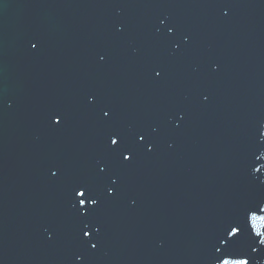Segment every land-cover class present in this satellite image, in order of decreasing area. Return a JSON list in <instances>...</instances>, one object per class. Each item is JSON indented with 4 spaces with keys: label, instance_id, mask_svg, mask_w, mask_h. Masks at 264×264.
<instances>
[{
    "label": "water",
    "instance_id": "95a60500",
    "mask_svg": "<svg viewBox=\"0 0 264 264\" xmlns=\"http://www.w3.org/2000/svg\"><path fill=\"white\" fill-rule=\"evenodd\" d=\"M259 209L264 0H0V264H264Z\"/></svg>",
    "mask_w": 264,
    "mask_h": 264
},
{
    "label": "snow or ice",
    "instance_id": "6c2138e0",
    "mask_svg": "<svg viewBox=\"0 0 264 264\" xmlns=\"http://www.w3.org/2000/svg\"><path fill=\"white\" fill-rule=\"evenodd\" d=\"M33 47H35V45H33ZM105 115H107V113H105ZM56 122L59 123V117H57ZM140 140H144V137H143L142 135L140 136ZM121 144H122V142H121ZM121 144L118 145V144H117V139H116L114 136L111 137V145L116 146L113 150H114V151H119L120 154L122 153V154H123V159H124V160H129V159H130V156H128V155H124V152L127 151V149H122ZM76 194H77L79 197H84V196H85V192H83V191H79V192H77ZM87 200H89L90 203H93V204L96 203L95 200H92V199H90L89 197H88ZM79 204H80V205H84V204H85V199H80V200H79ZM259 211H264V209H259ZM259 218H260L261 220H264V217H259ZM256 219H257V217L255 216V213L253 212V214H252V216H251V220H252V222L255 223V220H256ZM238 231H239V229H237V228H232V229H231V232H229L228 235H234V234L237 233ZM82 235H83L84 237H88V236H90V232L87 231V230H82ZM262 242H264V241H262ZM92 247L95 248L96 245L93 244ZM224 264H229V262L226 260V261H224ZM233 264H247V261H245V260L234 261Z\"/></svg>",
    "mask_w": 264,
    "mask_h": 264
}]
</instances>
